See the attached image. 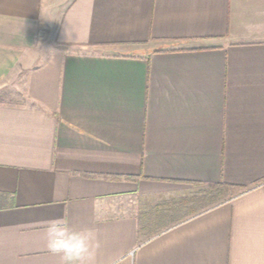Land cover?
<instances>
[{
    "label": "crops",
    "instance_id": "1",
    "mask_svg": "<svg viewBox=\"0 0 264 264\" xmlns=\"http://www.w3.org/2000/svg\"><path fill=\"white\" fill-rule=\"evenodd\" d=\"M56 1L0 0V264H264V0Z\"/></svg>",
    "mask_w": 264,
    "mask_h": 264
},
{
    "label": "clouds",
    "instance_id": "2",
    "mask_svg": "<svg viewBox=\"0 0 264 264\" xmlns=\"http://www.w3.org/2000/svg\"><path fill=\"white\" fill-rule=\"evenodd\" d=\"M49 252L60 256L62 264H95L97 236L91 228L75 229L66 219L49 221L45 228Z\"/></svg>",
    "mask_w": 264,
    "mask_h": 264
},
{
    "label": "rangeland",
    "instance_id": "3",
    "mask_svg": "<svg viewBox=\"0 0 264 264\" xmlns=\"http://www.w3.org/2000/svg\"><path fill=\"white\" fill-rule=\"evenodd\" d=\"M56 1V0H54ZM64 0H57L56 4L63 3ZM60 9L55 8L52 10L51 15L56 16L59 14ZM23 81H16L9 87L0 89V103H23ZM221 192L213 190L210 186L193 185L188 190H185L182 199L178 203L179 210L177 211L175 219H184L189 215L204 210L218 202L221 197ZM171 219V218H170ZM173 220V219H172ZM171 220H169L170 222Z\"/></svg>",
    "mask_w": 264,
    "mask_h": 264
},
{
    "label": "trees",
    "instance_id": "4",
    "mask_svg": "<svg viewBox=\"0 0 264 264\" xmlns=\"http://www.w3.org/2000/svg\"><path fill=\"white\" fill-rule=\"evenodd\" d=\"M223 187H227V186H225V185H222Z\"/></svg>",
    "mask_w": 264,
    "mask_h": 264
}]
</instances>
